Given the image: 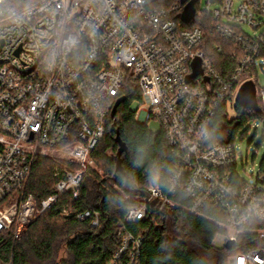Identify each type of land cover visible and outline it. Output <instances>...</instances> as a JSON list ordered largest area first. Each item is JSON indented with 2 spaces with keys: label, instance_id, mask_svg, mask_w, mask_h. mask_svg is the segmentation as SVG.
I'll list each match as a JSON object with an SVG mask.
<instances>
[{
  "label": "built area",
  "instance_id": "2783aa9c",
  "mask_svg": "<svg viewBox=\"0 0 264 264\" xmlns=\"http://www.w3.org/2000/svg\"><path fill=\"white\" fill-rule=\"evenodd\" d=\"M11 1L0 0V238L19 239L66 192L80 199L108 115L135 83L141 92L136 117L144 115L136 120L159 123L175 163L166 190L150 186L127 210L118 248L106 264H142L146 235L128 225H153L165 210L202 215L207 208L222 217L212 220L222 229L213 247L251 238L252 248L229 264H264V175L243 183L233 171L235 146L210 143L219 109L264 59V0H208L206 10L200 0H39L19 10ZM192 1L194 19L186 23L182 17ZM205 17L242 54L229 81L200 48L196 22ZM243 25L261 33L250 36ZM196 59L201 74L189 82ZM261 102L264 108V91ZM49 151L66 158L54 170V193L38 202L27 189L37 159ZM181 195L187 204L175 200ZM73 214L63 210L61 216ZM77 217L90 219L93 229L100 225L98 212Z\"/></svg>",
  "mask_w": 264,
  "mask_h": 264
},
{
  "label": "trees",
  "instance_id": "16d2710c",
  "mask_svg": "<svg viewBox=\"0 0 264 264\" xmlns=\"http://www.w3.org/2000/svg\"><path fill=\"white\" fill-rule=\"evenodd\" d=\"M37 1L14 0L11 5L19 10ZM196 24L203 33L200 48L220 77L229 81L236 73L242 55L240 49L215 34L209 17ZM255 69L256 66L251 72ZM253 87L252 81L244 87L247 91L245 102L236 99V118H230L227 102L222 105L211 125L210 143L234 145L238 130L246 128L255 118L264 119V108L252 99ZM256 93L258 96L259 92ZM233 95L234 92L229 99ZM136 100L141 103L140 89L135 83H129L115 118L111 117L112 111L108 115L105 137L91 155L102 174L89 168L79 200H74L72 193L66 192L19 239L12 235L0 238V264H106L111 259L119 245L118 233L127 210L140 204L139 200L150 186L158 185L166 190L175 163L163 130L160 128L154 133L147 125L137 122V109L132 107ZM120 143L125 150L119 156ZM58 165L60 163L47 157L37 159L27 193L38 202L54 193L57 181L54 170ZM236 169L237 165L233 171ZM259 175H264V158ZM175 200L181 205L189 202L182 195ZM63 210L75 214L62 217ZM87 210L100 214L98 228L91 227L90 219H78L77 215ZM216 218L222 219L210 208L202 215L181 209L165 210L153 225L140 221L128 225V228L134 234L146 235L142 264H229L237 252L252 248L248 243L251 238L242 237L231 250L213 247V239L222 232L212 221ZM61 250H64L63 257L60 256Z\"/></svg>",
  "mask_w": 264,
  "mask_h": 264
},
{
  "label": "rangeland",
  "instance_id": "374dc122",
  "mask_svg": "<svg viewBox=\"0 0 264 264\" xmlns=\"http://www.w3.org/2000/svg\"><path fill=\"white\" fill-rule=\"evenodd\" d=\"M216 4H212L210 9L216 8ZM239 6V2L235 1V8ZM200 10H206L208 8V0H200L199 2ZM242 30L244 33L255 36L261 33V30L254 31L253 29L243 25ZM261 64V65H260ZM264 59L257 63V67L255 70L250 72L249 76H244L242 81L240 82L236 92L234 93L233 97L227 101L228 113L230 118H236L237 113L234 110V105L236 103L237 96L240 92H242L243 88L250 82H254L255 87L251 90L252 99L257 102V104L262 105L261 102V92L264 91ZM257 81V84H256ZM258 96H257V93ZM133 109H138L141 107L140 101L136 100L133 102L132 105ZM263 107V105H262ZM144 115L140 116V112L137 115V120L142 122ZM148 129L151 132H159L160 125L158 122L151 120L148 124ZM237 154H238V161H237V174L239 177L247 183L254 184L257 180V177L260 173L261 164L264 158V119L255 118L251 120L246 128H242L238 130L235 144H234ZM47 158H50L58 163H64L66 158L65 152H47ZM102 174L101 168L98 167L96 164H93L91 167ZM31 180V179H30ZM219 248H223L224 244L221 243L218 245ZM64 250L60 251V256L63 257Z\"/></svg>",
  "mask_w": 264,
  "mask_h": 264
},
{
  "label": "water",
  "instance_id": "95a60500",
  "mask_svg": "<svg viewBox=\"0 0 264 264\" xmlns=\"http://www.w3.org/2000/svg\"><path fill=\"white\" fill-rule=\"evenodd\" d=\"M183 2H185V0H183ZM194 15H195V2L192 1L187 5L182 18L186 23H189L190 21H192L194 19ZM192 69H193V74L188 78L189 82H192L201 74V60L200 59H196L192 63ZM246 99H247V91L243 88L242 92L239 93L237 100H239L241 102H245ZM122 101H123V99H119L117 101V103L115 104V106L112 110V114H111L112 118H115L116 110H117L118 106L122 103ZM139 124H142V123H139ZM142 125H144V124H142ZM118 139H119V137H118ZM120 145H121V147H120V150L118 153L119 156L125 150L124 145H122L121 143H120ZM232 247H233V243H231V242L227 243V245L225 246V248L227 250H231Z\"/></svg>",
  "mask_w": 264,
  "mask_h": 264
}]
</instances>
